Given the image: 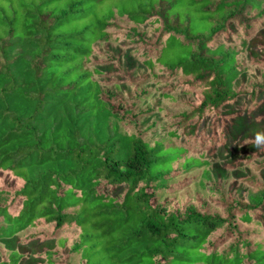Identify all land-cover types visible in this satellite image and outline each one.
<instances>
[{
	"label": "trees",
	"instance_id": "obj_1",
	"mask_svg": "<svg viewBox=\"0 0 264 264\" xmlns=\"http://www.w3.org/2000/svg\"><path fill=\"white\" fill-rule=\"evenodd\" d=\"M30 256L264 264V0H0V264Z\"/></svg>",
	"mask_w": 264,
	"mask_h": 264
},
{
	"label": "rangeland",
	"instance_id": "obj_2",
	"mask_svg": "<svg viewBox=\"0 0 264 264\" xmlns=\"http://www.w3.org/2000/svg\"><path fill=\"white\" fill-rule=\"evenodd\" d=\"M45 244L50 246L51 242L45 243ZM45 244H41V243L36 242V243H33V244L30 245V249H31V251L33 253L35 251L40 250L41 247L44 246ZM32 258H33V256H30L29 259L26 262H24L23 264H37Z\"/></svg>",
	"mask_w": 264,
	"mask_h": 264
}]
</instances>
